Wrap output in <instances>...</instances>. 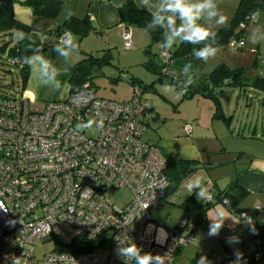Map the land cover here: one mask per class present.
<instances>
[{
    "label": "built area",
    "instance_id": "1",
    "mask_svg": "<svg viewBox=\"0 0 264 264\" xmlns=\"http://www.w3.org/2000/svg\"><path fill=\"white\" fill-rule=\"evenodd\" d=\"M248 22L258 23L259 15ZM247 23L240 29L246 30ZM122 38L125 49H131L129 29ZM71 39L65 33L57 42L61 46ZM246 46L242 35L227 47L240 53ZM159 57L163 76H170L171 50L164 46ZM257 61L263 66L262 58ZM8 62L19 73L28 67L19 56H9ZM128 83L132 96L127 102L99 97L88 82L41 111H33L25 91L16 97L0 92V264H124L118 242H134L142 254L175 264L181 250L198 244L197 229L187 221L173 232L154 219L153 210L171 185L167 159L144 139L152 104L139 84ZM101 120L102 129L95 123L83 127ZM185 131L190 134L192 126ZM110 189L130 191V203L121 208L110 202ZM212 200L210 195L204 202ZM38 241L52 243L53 250L39 258ZM198 255L210 264L225 262L203 249Z\"/></svg>",
    "mask_w": 264,
    "mask_h": 264
},
{
    "label": "crops",
    "instance_id": "2",
    "mask_svg": "<svg viewBox=\"0 0 264 264\" xmlns=\"http://www.w3.org/2000/svg\"><path fill=\"white\" fill-rule=\"evenodd\" d=\"M13 1L16 3L14 6L16 20L31 28V31L25 37L22 49L30 54L28 60L30 77L25 93L32 104H39L43 109L51 101L66 100L71 94V84L69 82L71 71L76 64L87 59L89 55L98 58L96 57L98 52L109 51L108 53L110 54L108 55L112 56V64L108 66H113L112 51L123 42L122 35L126 29L133 30L131 31V51L136 52L140 56L138 63L155 80L146 83L147 81L145 80L148 77L147 79L143 78L142 74H136V71L131 72V76H129L128 71L124 75L128 79H135L141 82L143 85H152L157 82V77L146 69L145 63L150 61V56H153L155 62L160 65L159 55L158 58L155 57L152 53V48L158 44L162 46V43L154 44L151 35L142 28L121 23L119 10L128 0H57L63 4V7L56 19L36 16L31 8L22 5L27 0ZM240 1L235 0V3H227L231 5L233 11V9H237L236 7ZM134 2L140 10L157 15L164 8L167 0H134ZM187 2L199 3L201 0H187ZM217 3L222 4L221 6L219 5L222 9L223 3L220 0H217ZM221 9H219L220 14L222 13ZM69 18H88L93 30L83 40L72 35L71 40L74 46L68 49V55L65 57L59 55L56 51L58 46L56 33L62 29V26ZM172 18H176V28L179 29L184 24L179 15L171 14L165 23V30L170 20H174ZM202 18L206 19L205 16H202ZM220 18L218 17L217 19L220 21ZM195 23L200 25L198 21ZM205 27L216 34L221 30L222 24L221 22L217 23V20L214 19L210 20ZM262 37L263 34H261ZM166 38H168L167 35ZM175 41L171 47L172 51H175L181 44L179 37H175ZM103 43L105 45L101 48L100 46ZM246 45L245 51L239 53L244 58L247 57L246 54L249 49L247 40ZM64 46L62 45L61 47ZM99 47L102 50H97L95 53V49H99ZM219 48L220 46H218ZM148 50L151 52L150 56L146 53ZM251 52L254 54L253 69L264 68V64L263 66L258 64L255 67V61L258 57L264 60L262 57L264 54L262 39L256 50L252 49ZM218 54L220 53L217 52L215 58L212 59L215 63L211 74L220 65H226L231 69H243L246 74L247 70L243 68L241 61L237 63L234 59L226 60L225 57H218ZM177 59L182 60L183 63L177 65L176 61H180ZM174 60L176 65H172V68L173 72H177V76H174L172 71L170 74L176 80L186 81L182 76L186 74L183 69L191 60L192 63L195 62L198 67H201L202 73L200 74H203L202 76L208 77L211 75H205L203 71L206 69V63L196 59L194 55L176 57ZM128 65H131L126 66L131 71L136 66L133 63H128ZM122 72V70L119 71V73ZM194 79L196 80L194 84H197L198 79ZM262 79H264V75L252 79L246 77V80L251 81L250 83ZM118 80L113 79V84L117 83ZM93 85L97 95H100L99 97L111 100L116 98V91L112 94L104 92L101 95L97 84L93 82ZM242 89H244L242 93L243 97L246 98L245 102L247 105V109L241 111V114H244V118L237 117V113L240 110H238L239 108L233 110L231 106L232 98L228 96L226 89L216 91L221 111L226 118L225 120L217 116L216 106L208 98L196 96L188 100L183 98V94L182 97L174 95L173 98H169L167 94L156 91L157 93L155 94L159 101L154 103L147 94L149 92H145V98L152 104L154 110L147 122L144 139L156 146L166 158L196 164V169L185 178L179 189L157 204L153 210L155 221L158 223L156 215L159 208L169 206L176 210H181L183 219L186 221L187 214L180 208L182 204L191 198H194L199 203H205V199L198 200L196 197L195 193L199 189L194 190L192 194L189 193V183H192L198 177L201 178L206 189V197L210 195L213 197L211 210L202 219L190 222L199 234L197 238L198 244L187 246L180 251L175 264H178L189 248H193L196 254L199 253L200 249L214 253L225 261H229L228 264H231L236 259L234 252L239 251L242 254H248L254 249L255 238L263 231L264 97L261 98V95L264 96V91L250 86ZM177 91L179 90L177 89ZM256 94L259 96L258 102L252 99ZM122 95L123 98L121 100L116 98L117 100L115 101L127 102L131 99L132 87L129 83L127 92ZM223 99L228 102L226 108L223 106ZM237 101V105L240 107V99ZM173 105H177V114L179 115L176 119L170 121L165 117V114L167 108ZM189 105L196 106V111L193 113L185 112L184 106L186 108ZM187 125L192 126L190 134L185 131ZM225 192L233 195L241 194V202L234 210L228 208L218 198ZM221 213L228 218L225 219L219 235L210 237L208 231L212 221L209 217L217 219ZM251 213L254 214L249 218L244 219L241 217L242 214ZM159 225L162 226L161 224ZM259 227L262 228L259 230ZM164 228L169 231L179 232V226H176L175 230ZM230 236L237 237L239 243H227V237ZM258 250L264 256V244ZM185 259L187 261V258Z\"/></svg>",
    "mask_w": 264,
    "mask_h": 264
},
{
    "label": "trees",
    "instance_id": "3",
    "mask_svg": "<svg viewBox=\"0 0 264 264\" xmlns=\"http://www.w3.org/2000/svg\"><path fill=\"white\" fill-rule=\"evenodd\" d=\"M15 4L16 3L13 0H0V60L3 61V65H7L12 68L14 67L8 62L9 56H19L27 61L30 58V54L23 51L22 44L25 37L31 31V28L16 20L14 14ZM166 4L159 14L153 15L147 11L140 10L135 5L134 0H128L119 10L121 23L146 30L151 35L154 44L164 43L167 39L165 23L168 17L171 14H174L170 10H167ZM22 5L31 8L36 16H43L49 19H56L63 7V4L57 0H27L22 3ZM262 11H264V0H241L238 8L236 9L233 21L216 33L215 42L212 37H209V39L204 43H214V46L216 44H219V46H228L232 38H239L242 35H245L246 30H241L240 25L242 23H247L248 18L259 14ZM174 15L179 14L175 13ZM177 29L178 28L175 30ZM92 30L93 28L88 18H69L62 26V29L57 31L56 34L57 39L65 33H70L71 35L79 37L80 40H83L91 34ZM201 47H203V44L181 43L175 51H172L171 48L170 50L174 60L176 57L192 56L193 49H199ZM146 53L149 56L151 55L149 50ZM150 57V61L145 63V67L149 72L157 77V82L152 85H143L135 79H128V81L131 80L133 84H139L144 92H156L155 84L158 83L176 86L183 94L184 99L190 100L196 96L208 98L215 104L217 116L224 120L226 118L221 111L219 97L216 93L217 90H223L226 87L241 89L250 86L264 91V79L252 81V83H250L251 81L246 80L245 70L231 69L226 65H220L210 76L202 79L200 78L198 79L197 84H193L188 87L185 84V81L176 80L171 76V74L167 77L163 76L162 61L160 60V65H158L155 62L154 57ZM110 64H112V56L108 54H106L103 58H95L89 55L87 59L76 64L71 71L69 79L71 84V93L79 92L88 82L93 84L94 71L104 68ZM257 65L258 61L256 60L255 67ZM19 74L22 80L21 93H23L30 77L29 68L27 67ZM225 81L229 82L228 85H225ZM181 85L187 86L184 90L185 92L180 88ZM166 159V176L169 178L171 183L170 188L166 193L167 197L170 194H174L179 189L185 178L196 169V164L184 161H175L168 157ZM218 198L231 210H234L241 202V194L233 195L229 192H225ZM212 207V201L210 203H199L194 198L187 200L180 206V208L187 214L186 221L188 223L202 219ZM261 228L262 227H259V230ZM258 241H264V228L262 233L255 238L254 249H252L248 254H243V260L246 264H259L264 258L263 254L258 250V248H261L264 243L260 247H257L256 245ZM228 263L229 261L224 262V264Z\"/></svg>",
    "mask_w": 264,
    "mask_h": 264
},
{
    "label": "rangeland",
    "instance_id": "4",
    "mask_svg": "<svg viewBox=\"0 0 264 264\" xmlns=\"http://www.w3.org/2000/svg\"><path fill=\"white\" fill-rule=\"evenodd\" d=\"M223 3V7L222 9L219 7V5L221 6V3H218V7L219 9H221L222 13L220 15V22L222 24V28H224L225 26H227L228 24H230L235 16L236 13V9H233L232 11V7L229 3L234 2L235 0H220ZM229 2V3H227ZM190 4H195L193 2H189ZM238 4V3H236ZM240 4V3H239ZM239 5H237L236 8H238ZM220 11V10H219ZM259 15V23H253V22H248L247 23V29L245 31V35H246V40L249 43V49L248 52L246 54V58L242 57L241 54L239 53H234L230 50L229 47L227 46H220V48L218 49V57H225L226 60H236L237 63H239L241 61V64L243 66V68H246L247 72L245 74V77L252 79L255 77H260L261 75H264V68L263 67H258L257 70L253 69L252 64H253V58H254V54L251 52L252 49L256 50V47L259 46L261 39H262V43L264 46V11H262L261 13L258 14ZM202 16H205L206 19L202 18ZM201 18L198 19L197 21L199 22L200 25H207L208 22H210V20L207 17V12H204L202 14ZM177 17V16H176ZM174 20H170V22L166 25L167 29H166V35L167 37H170L173 35V32L176 28V18H172ZM202 19H204V21H202ZM214 20V19H212ZM133 31V30H131ZM261 34H263V37L261 38ZM124 42V41H123ZM121 43L116 49H114L112 51V55H113V66H106L104 68L101 69H97L94 72V82L97 84L98 86V90L100 91V94L102 95L104 92H106L107 94H112L116 91L115 96L116 98H118V100H121V98H123L122 94L127 92L128 89V78H124V74H127L126 71H128L129 76L132 75L131 72L136 71V74H142L143 78L148 77L146 83L151 82V80H155L153 79V76L150 75L143 67L142 65H140L139 59L140 56H138V54L134 51H131V49L127 50L125 49L124 43ZM105 44L103 43L100 47L102 48ZM162 46L164 47V43H162ZM161 46V44L158 45H154V47L152 48V53L155 55V57L158 58V55H160L161 50L163 49V47ZM95 49V53L97 52V50H102V49ZM95 48V47H94ZM109 52V51H108ZM106 51H102V52H98L96 54V57H100L103 58L106 54H110ZM242 53V52H240ZM237 54V55H234ZM141 55V54H140ZM144 55V52H143ZM264 58V54L262 56ZM160 59V57H159ZM180 60V59H177ZM2 60H0V92H4L7 95H13V96H18L21 95V88H22V80L20 77V74L18 72V70L16 68H12L9 67L7 65H3L2 64ZM142 62V61H141ZM128 63H133L136 66L133 68V70L131 71V69L129 67L126 66H131L128 65ZM179 63H183L182 60L180 61H176V64L179 65ZM191 64V68L189 69V71L187 72V74H183V79L187 80L189 76L193 77V78H197V79H202L205 76H202L203 74L201 71V67H198L196 65V63H192L189 62ZM215 63V61H213L212 59L210 61H208L206 63V69L205 71H203L205 73L206 76H208L209 74H211V70L213 69V64ZM138 64V65H137ZM175 64V60H173V65ZM175 64V65H176ZM172 68V67H171ZM122 70V73H119V71ZM173 72V68L171 70ZM174 76H177V72L174 71L173 72ZM113 79H119L117 81V83L113 84ZM226 89V91H228V96L230 98H232V102H231V106L233 107V110L239 108L238 110H240V112L237 113V117L238 118H244V114H241V111H244L247 109V105L245 102V99L243 97V91L244 89H239V88H233V87H226L224 88ZM155 90L159 91L160 93H164L167 94L169 96V98H173L174 95H179L182 97V93L181 91H177V87H175L174 85H162V84H155ZM156 92H149L147 93L149 95V98L155 103L158 102V97L155 94ZM100 96V95H99ZM264 97L261 95V98ZM116 98H113L114 100H117ZM238 99H240V107L237 105L238 104ZM256 102H258L259 100V96H256L254 98ZM251 99V100H252ZM123 100V99H122ZM223 106L226 108L227 107V100L223 99ZM32 109L33 111H41V106L39 104H32ZM177 105L176 106H169L166 110V114L165 117L168 120H173L176 119V117L179 115L177 114ZM185 110V112L188 113H193L196 111V106H192L189 105L185 108H183ZM107 198L110 202L114 203L115 205L124 208L126 207L130 201H131V193L130 191H117L114 189H110L108 190L107 193ZM165 207V206H164ZM156 220L158 221L159 224H161L162 226L168 228V229H176V226H181V224L184 222L183 219V212L181 210H176L174 208H171L169 206H166L165 208H159L157 210V215H156ZM38 245V250H37V255L38 257H43L45 254L51 252L54 248L52 243H48V244H42V242L38 241L37 242ZM262 250V249H261ZM208 252V251H207ZM209 254H211L210 252H208ZM201 256H199L198 254L195 253L193 248H189V250L186 252L185 256L179 260L178 264H197V261L200 259ZM187 258V261L186 259ZM259 264H264V258L260 261Z\"/></svg>",
    "mask_w": 264,
    "mask_h": 264
},
{
    "label": "clouds",
    "instance_id": "5",
    "mask_svg": "<svg viewBox=\"0 0 264 264\" xmlns=\"http://www.w3.org/2000/svg\"><path fill=\"white\" fill-rule=\"evenodd\" d=\"M166 8L174 14L178 13L181 20L184 21V24H182L179 29L175 30L172 36L166 39L164 46L170 49L176 42L175 37L178 36L180 38V43L203 44V47L199 49H193L192 51L196 59L207 63L210 59L215 58L218 48L214 46V43L204 42L208 40L209 37H212L215 42L216 34L211 32L203 25H197L195 22L201 18L204 12H207V17L209 20L215 19L217 20V23H219L220 21L217 18L220 17L221 14L217 0H201V2L195 4H190L187 2V0H167ZM73 46V41L68 40L65 42L64 47L58 45L56 47V51L59 55L66 57L68 55V49ZM29 63H31V61H29ZM190 68L191 64L188 63L184 66L183 71L187 74ZM195 82L196 80L189 76L185 81V84L189 87ZM93 123H95L97 129L103 128L102 120L99 122L89 121L83 127L89 128ZM188 189L190 194H192L194 190L199 189L195 193L198 200H203L206 198V189L203 186L201 178L198 177L195 181L189 183ZM209 218L212 222L209 226L208 235L210 237L219 235L220 230L224 226V221L228 217H224L221 213L217 219H213L211 217ZM157 242H161L159 235ZM226 242L229 244H234L239 243V240L237 237L230 236L227 237ZM117 255L124 260V264H129V262L132 260H135V264H163L160 255H152L151 253L146 252L142 254V249L134 242L125 245H122L121 242H118ZM234 255L236 259L232 261L231 264H246V262L243 260V254L241 252L235 251ZM197 264H210V261H208L206 256H201L197 261Z\"/></svg>",
    "mask_w": 264,
    "mask_h": 264
},
{
    "label": "water",
    "instance_id": "6",
    "mask_svg": "<svg viewBox=\"0 0 264 264\" xmlns=\"http://www.w3.org/2000/svg\"><path fill=\"white\" fill-rule=\"evenodd\" d=\"M218 46H219V44L215 45V47H217V48H218ZM228 83H229L228 81H225V85H228Z\"/></svg>",
    "mask_w": 264,
    "mask_h": 264
}]
</instances>
